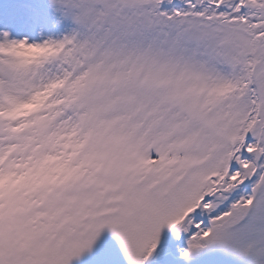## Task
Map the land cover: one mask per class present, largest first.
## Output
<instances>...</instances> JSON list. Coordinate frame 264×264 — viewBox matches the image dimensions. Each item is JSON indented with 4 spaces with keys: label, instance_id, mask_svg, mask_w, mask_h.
<instances>
[{
    "label": "snow or ice",
    "instance_id": "6c2138e0",
    "mask_svg": "<svg viewBox=\"0 0 264 264\" xmlns=\"http://www.w3.org/2000/svg\"><path fill=\"white\" fill-rule=\"evenodd\" d=\"M264 264V0H0V264Z\"/></svg>",
    "mask_w": 264,
    "mask_h": 264
},
{
    "label": "rangeland",
    "instance_id": "374dc122",
    "mask_svg": "<svg viewBox=\"0 0 264 264\" xmlns=\"http://www.w3.org/2000/svg\"><path fill=\"white\" fill-rule=\"evenodd\" d=\"M73 264H79V262H77V261H73Z\"/></svg>",
    "mask_w": 264,
    "mask_h": 264
}]
</instances>
